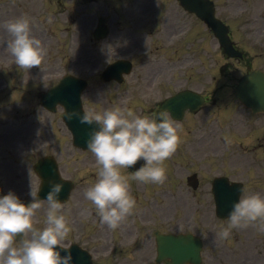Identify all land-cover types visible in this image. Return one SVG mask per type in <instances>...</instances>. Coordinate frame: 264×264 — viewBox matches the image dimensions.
I'll list each match as a JSON object with an SVG mask.
<instances>
[{
	"label": "rangeland",
	"instance_id": "1",
	"mask_svg": "<svg viewBox=\"0 0 264 264\" xmlns=\"http://www.w3.org/2000/svg\"><path fill=\"white\" fill-rule=\"evenodd\" d=\"M41 1L42 0L33 1V12L31 13L35 18L42 20V6L39 3ZM61 1L64 2V0ZM72 1L74 2V0H70V2ZM82 1L83 15H85V12H90V9L85 4L88 0ZM215 1L219 5L218 7L220 11L222 5H224V0ZM124 2H126V0H124ZM160 2L163 12L174 11L175 7L172 0H160ZM107 3L109 7L119 6V0H109ZM146 3L149 7V11L145 15L148 22L141 28H139L141 25H137L139 26L136 30L139 33L138 37H140L139 35L146 30V25L151 21V16L153 19L155 17V3L148 0ZM257 7H264V1L259 0ZM50 8L53 11L58 8L55 6V0H51ZM158 16L159 14H157L156 17L158 18ZM220 16L222 18H226L227 22L231 24L234 30L237 28L235 27L237 22H235L233 14L229 15L226 12L221 11ZM84 18L91 20L86 16H84ZM122 19H124V21ZM132 20L138 22L141 18L137 20V18L132 19V17H127L126 15L119 18V22L110 26V33L112 37L115 38L124 33L128 28L127 25L134 26L135 24H132ZM156 28H158V26ZM45 29L48 31L51 30L52 33L48 43H45L44 41L41 43V46L44 49L43 60L39 66H32L27 69V71H30L28 75L22 74V76L18 78L14 77L11 63L8 62L9 60L0 58V81L5 79L6 85L4 88H0V133L4 132L8 129V127L10 128V126L13 128L18 127L19 123L13 124L14 122L24 121L28 116L31 119L30 114L33 112V108L35 111L37 109L36 95L38 92L46 90L54 82H56L62 69L66 72L72 71L70 61L81 65V59H78L77 61L65 53L66 48L62 45V42L63 40H67V37L60 34V21H55L49 27H45ZM193 34L197 40L201 39L199 38L201 36H207L208 33L197 24H194ZM85 36L86 33L82 35V38H85ZM138 42L149 44L151 43V40L149 36L141 35V39ZM203 48L208 49L206 44H201L199 46L200 50ZM47 73L48 76L44 77V74ZM214 73L215 71H211L210 76H212V74L214 75ZM234 75L235 74L231 73L229 78L233 79ZM19 78H23L24 80L23 84L20 86L16 85L18 82L15 83L13 81V79L18 80ZM210 89H212V87H210ZM229 94L231 95V91L229 89L220 92V103L222 105L228 106ZM233 110H231L232 112H229L224 118L219 113H216V108H210L209 114L211 116H208L207 121H205L204 117L203 121L204 126L207 127V133L211 134V136L204 139L197 146V149L194 148L192 152L186 154L179 153L177 158L175 159L174 157L170 164L165 163L164 167H169L168 170L165 167L166 179L164 183L143 184L144 182L132 179V175L127 174L126 169H122V171L129 176V190L137 202L136 208L133 212L139 210V219L133 223L134 226H131L125 232L118 231L117 228L113 229V232H111L109 228L106 232L99 233L96 230L97 227H93V223L90 222V219H85V217L80 218L77 213H73L77 218L74 222H72L73 219H71L72 221H70L69 224L74 226V228H81L83 225V235L80 237L77 236L73 230L74 228H70L71 230L68 236L61 241V244L63 242H77L83 243L85 246H91L94 242V236L96 240L99 239L100 243L106 242L114 244L115 246L112 256L105 260L97 258V264H155L153 261V238L151 236L153 230L158 228L159 230L167 233V231L171 232L175 230L180 232V229H182L185 231H193L195 234H198L203 238L204 250L202 264H264V231L260 230L257 224L252 223L244 228H234L228 238H221L218 235L219 228L221 225H226L228 221L226 223L218 222V220L214 218L213 204L208 197V181L212 178V176L220 173L227 175L232 180L238 179L240 181H244L247 185V192H259L264 195V162H262L264 161V119L261 122L259 121L257 126L255 125V122L252 121V123L246 122V124L242 127L240 124L237 125L238 116L233 113ZM33 117L38 119L39 116L35 113ZM56 118L57 116L50 117L52 122L51 125H55L54 123L56 122ZM230 121L232 122L231 126L229 124ZM3 122H7L8 125L3 124ZM29 123L30 122L28 121L26 124ZM191 127L192 121L190 120L188 123L180 125L178 130L185 132L189 129L191 130ZM226 127H230V132H223L222 136H216L213 134V132L218 133L223 131ZM256 127H258V130L253 132L252 130ZM32 133L35 135L34 142L37 143L38 137L36 136L37 134H35L36 129L32 130ZM59 135L60 134L58 133V138L55 140L60 144L61 142H64V140H70L68 136L63 138ZM182 135L184 134H181V136ZM218 136L222 137L224 142L218 140ZM218 141H220V143H218ZM239 142H242L246 149L243 153L244 157L241 158L234 156L232 152L233 148H235V146L237 147ZM255 143L258 144V151L254 149L256 146ZM216 150L217 155L221 151L225 154L218 156V159H216L211 156ZM247 150H249L248 154ZM208 151L210 152L208 154L207 161L202 162L200 159V153ZM6 153H8L9 158L14 160L12 165L15 166L18 175L21 174L22 179H28L29 174H32L31 164L34 160H31L29 157L22 159L19 157L18 153H15V151L9 150L6 151ZM234 153H236V150ZM240 154L241 152L239 151V155ZM66 158H64L65 161L67 160L66 167L63 168L64 171L78 173L79 171L81 172L82 170L89 169L80 174L84 176V181L86 183L91 185L94 182L93 179L95 174L98 172L99 165L98 167H95L92 162L85 161L86 159L84 158L76 159L73 156H66ZM191 160L193 161V165L190 164ZM177 164H184L186 165V168L184 170L180 169V167L174 169ZM25 169H27V171ZM23 171L27 174H22ZM192 172L197 173L200 178L199 180H201L200 189L196 194H193L194 197L189 194L183 195L181 190L182 197L180 193L178 200V186H183L184 176ZM73 179L76 181L78 178L77 176H74ZM32 180L34 183L36 182L34 178H32ZM8 188L10 189V187ZM21 199L27 203L31 200V197L28 194L25 196L23 195ZM82 204L86 205L87 210H94L95 208V205L90 201L83 202ZM87 210L84 211L86 212ZM192 214L195 221H192ZM38 215L39 214L35 213V220L33 221V224L35 227L43 228L46 224L42 218H37ZM160 215L162 217H160ZM185 220H188L189 223H185ZM184 223L186 225H184ZM190 223H193L191 228H189ZM140 226L143 227L144 231L140 229ZM175 226L176 228H174ZM133 227L139 229H135ZM143 236L146 238L145 241L140 239ZM144 245H146V247ZM104 251L98 255L105 254L106 251Z\"/></svg>",
	"mask_w": 264,
	"mask_h": 264
},
{
	"label": "clouds",
	"instance_id": "2",
	"mask_svg": "<svg viewBox=\"0 0 264 264\" xmlns=\"http://www.w3.org/2000/svg\"><path fill=\"white\" fill-rule=\"evenodd\" d=\"M7 30L13 39L8 47L15 63L31 68L39 66L44 57L41 41L31 34L27 14L9 20ZM69 120L99 127L89 130L88 148L95 154L99 169L95 181L84 195L94 205L101 224L115 229L133 213L137 202L130 189V179L122 169H130L137 161L143 163L132 170V179L144 183H164V161L176 150L180 127L172 118L157 114L125 113L119 107L103 112L89 110L81 115L75 109L65 112ZM47 192L46 226L35 227L33 217L41 207V198L30 190L32 199L25 203L14 191L0 194V264H74L70 247H61L70 232L64 204L59 199L61 182L50 181ZM228 223L221 225L218 235L228 238L234 228L255 223L264 231V195L245 192L232 205ZM17 234H20L19 239ZM59 245L60 247H57ZM65 250L61 254V250Z\"/></svg>",
	"mask_w": 264,
	"mask_h": 264
},
{
	"label": "water",
	"instance_id": "3",
	"mask_svg": "<svg viewBox=\"0 0 264 264\" xmlns=\"http://www.w3.org/2000/svg\"><path fill=\"white\" fill-rule=\"evenodd\" d=\"M214 25H216V24L214 23ZM216 26H217V25H216ZM182 242H183V246H184V242H185V240L182 239L181 244H182ZM166 244L168 245V247H169V245L174 246V245H175V242H174V241H168V242H166ZM178 245H179V244H178ZM169 253H170V252H169ZM180 260H181V261H183V260H187V258H186V257H181Z\"/></svg>",
	"mask_w": 264,
	"mask_h": 264
}]
</instances>
